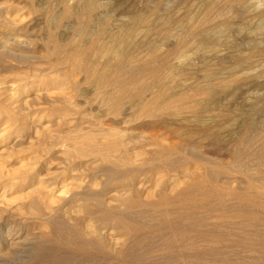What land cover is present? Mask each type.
Instances as JSON below:
<instances>
[{
    "label": "bare ground",
    "instance_id": "1",
    "mask_svg": "<svg viewBox=\"0 0 264 264\" xmlns=\"http://www.w3.org/2000/svg\"><path fill=\"white\" fill-rule=\"evenodd\" d=\"M25 1H26L25 3L28 4L29 9H36L35 0H25ZM56 1L58 4L62 5V10L60 16H58L59 14L56 15L54 12L51 11L48 14L49 17L47 18L49 23L56 24L59 18L67 19L71 16H75L76 18H82V17L85 18V22H81L79 20L74 24L72 36L70 38L64 36L65 37L64 39L67 38L64 41L59 40L58 37L55 36L53 32L54 29L52 30L51 28H48L49 29L48 35L47 34L46 35H47V42L49 45L47 46L46 50L49 56L54 57V61H55V63L53 64L55 67V70L53 69L55 71L54 76L56 77L60 76V78H56L55 84L56 83L58 84L56 85V87L60 92L64 91L67 83L70 82V79L74 75L76 76L77 72H81L83 73L85 80L91 81V83L95 86V92L97 95H99L102 98L101 99L102 102L111 106L114 112L117 114L121 109L122 102L124 100L126 101L128 100L130 106H128L129 109L127 111H129L130 109L134 110L135 116H140L141 114H152L157 110L159 112L161 111L166 114L178 115L182 112L196 113L201 108V103L197 99L198 95H204L207 99H214L216 98L215 95H217V89H216L217 87L223 89L226 88V86L228 87L229 82H233L230 79L231 77L225 78L222 75L221 77L223 78L219 80L220 82L214 83V79L218 78L217 76L218 74L216 75L217 77H215L214 72L206 73L205 71L201 83H195L191 85V87L188 90L185 89L182 92H176L175 89H172L173 86L170 85V83L168 84L169 80H167V76L165 77V75H167L168 73L164 75L165 73L164 67L166 63L169 61V59L172 58V56L181 55L184 46L190 44L191 41L193 42L195 41V43L196 42L199 43L198 46H201L202 43H206V39L208 38V35L211 32L222 34L225 31H227L228 28L227 22L219 18V15L221 16V14H219L220 12L215 11L216 7L213 6L214 3L212 4L209 0L204 1L205 4L202 5L205 7V9L196 16L197 18L193 16L191 17V15L188 13L190 15L189 16L190 24H188L189 26L186 30L184 31L182 30V33H179L176 39V45H175L176 47L174 49H172L171 51H167L164 54H155V52L151 50L152 53L150 52L151 54H149V56H144V57L136 55L133 50L134 45L132 41L133 40L132 35L137 30V28H132L129 30L125 29L122 31L117 30L118 31L117 33L106 35L107 33L105 30V26L107 25L106 23L107 20L104 21L106 25L102 21L103 24H101L102 26L101 28H99V30L98 29L93 30V28H91L92 27L91 25L95 22L94 17L92 15L93 3H91V0L90 2L88 1L85 2L83 7H81V10L79 11H74L73 9L68 8L66 6L67 0H56ZM237 1H239L240 3L246 2L245 0H237ZM60 6L59 8L61 9ZM200 9H202V7ZM161 13L163 14V12ZM224 13L225 12L222 13V16L224 15ZM225 15L227 14L225 13ZM212 16L214 18H217V19H213V22L211 21V18H213ZM15 20L16 19L13 18L8 19L7 17L4 18V20L0 19V27H4V30L0 31V148H2L1 150L2 152L4 151L2 154H0V156H3L4 153H6L5 151H7L6 154L10 156L15 151V150L13 151L15 147L14 143H16L18 140L21 141L24 139V137L26 136L24 131L26 129L28 130L30 126L28 125V123L17 124V120H19V116H22L24 114L23 112L25 111L26 108L18 106V101L20 99H18L19 97L16 96L18 94H16V90L14 87H16V83H18L19 81L21 82L23 81L22 83L25 85L23 86L24 93L26 92L30 93L32 90H30V88L25 90V87L27 85L29 87V82L31 84L34 75H32L33 76L32 78L29 75L31 79L26 78L27 76H24L25 79L22 78L21 80H17V79L11 80L6 75V73L3 72L4 69L12 67L13 61L20 62L22 57L21 56L22 53H20V51L13 49L12 46L15 45V42H12L11 39L14 40L16 38H19L17 36H20L22 32L23 33L26 32L25 30L26 28L25 29L20 28L19 30L16 29L17 26H15L16 24L15 22L17 20L16 21ZM141 20L142 19H139V21ZM130 22L132 23V21ZM255 23H256V27L254 30H259L262 33H264V18H262L259 22H255ZM70 25L71 24H69L68 26ZM131 25L133 26V24ZM63 27H65V25ZM106 29L108 30V28ZM121 29H123V27ZM250 33H254V31L249 32V34ZM27 34H29L28 30L26 35ZM106 36L108 37L107 39L105 38ZM147 45L149 46L150 44ZM261 45L263 46V44ZM240 47H242V45ZM257 47H261V46H257ZM248 59L249 58L247 57V59L245 60L244 59L237 60V62L230 68V70L232 69L233 71L237 72L238 70L243 68L244 65L246 66L247 63L245 64V61ZM232 61H234V59ZM21 63L19 65H21ZM51 68H53V66ZM33 74L36 73L34 72ZM51 74L52 73L49 74L50 77ZM238 74H240V72H238ZM49 75H47L46 77H48ZM36 76L35 77L38 78L37 74ZM39 79L37 80L39 81ZM43 80L45 81V77ZM47 80L50 79L48 78ZM51 80L53 81L54 77ZM7 83L11 85H8ZM169 85L172 87L170 88ZM9 86H11V89H9L10 88ZM40 86L35 88V91L38 92L35 93L39 95L41 94V90L48 88L47 85H42L41 87ZM147 91H150L149 92L150 98L148 97V99H146ZM47 95L48 94L46 93V96ZM47 98H49L47 102L44 101L43 103L39 104L40 108H44L43 111L46 110L45 108H47L48 106L54 103V100L51 99V97H47ZM22 102L25 103V100ZM36 105L38 104L36 103ZM26 106L27 105H25V107ZM250 108H252V106ZM65 114L66 113L63 112L61 116L65 117ZM196 119L198 120V118ZM40 120L41 118H38L37 121L40 122ZM241 127L242 128L240 132L238 131L239 132L238 135L235 136L233 142L231 143L232 154L230 155L234 157L233 163L231 162L232 164L229 165L226 164L224 166V165H215L214 162H212L211 164H209L210 166L205 167L204 169L199 168L198 171L193 172L191 175L184 174L185 176L182 181L183 185L180 184L181 186H179L178 183L175 182V180L173 181L174 183L173 182L168 183L169 182L168 181L167 182L168 185H165L162 184L159 179H157V181L156 180L154 181V184L156 182V186L159 188L157 190L155 188L156 191L153 190V193L148 192V195L146 194L147 196L145 197H143L142 195L143 198L141 197V194H138L137 192L134 193V190L130 191V189L126 192L125 190L127 189L122 190L124 191V193L122 192L121 194L118 193L117 196L109 194L110 197L108 196L109 197L108 199L101 200L100 199L101 196L99 198L98 195L99 193L97 194L98 198H96L95 195H93V197L88 196L89 194L82 192L85 191V188H83L81 184L83 181L78 182L77 178L79 177H76V175H73V173L70 174L68 172L70 176L63 177L62 183L63 181L65 182L67 178L68 179L73 178L76 181V183L70 185L73 186L74 191L69 198H67L66 200H61L59 204L56 203L57 205L55 204L56 206L53 207V205H51L52 203L49 202L47 203V201L45 202V198H48L46 192L50 190L48 189L50 187V184H48L46 181L45 182L42 181L41 175H39L40 178L38 177V172H40L38 171V169H41L40 168L41 166L38 169H36L37 168L36 164L39 161V159L41 160V157L43 155L38 154L34 156V154H32L31 156L29 154V156L26 158H24L23 156L22 159L18 160V164L20 165V166L18 165L19 168L17 167L16 170H11V171L3 170L2 168H4L5 164L4 162L0 161V189L1 187L4 186H10V187L16 186L15 184L17 183V185H26L27 188H34L36 191H38L39 196L30 201L28 208L32 211V214H34L38 218L40 222L39 224H41L40 235L44 237H48L53 240L55 239L56 240L55 244L58 247L65 246L67 249H69V251L66 253L58 254L56 253L57 251L55 253L44 251L43 247L37 244L34 246V248L32 247L33 249H31V251H29L32 252L33 250L31 257V259H33L34 262L33 264H87V263L88 264H163V263L174 264L177 262H179V264H234V263H230L231 259L224 261V259L219 260L220 258L219 259L214 258V257H218V255L213 256L214 254L216 255L218 254V252L222 254L221 252L225 251L223 247L221 248L219 247V245H223L225 247H227L228 245L230 247L232 245L235 247L234 248L235 251L240 250L239 252H241V254L246 253V257H241L242 261L245 260V258L247 259L250 258L251 261L252 259L257 260V258H259V261L264 260V118L262 121L258 123L257 120H254L253 118H249L244 122V124ZM88 132L86 134L80 135L82 137L79 138L80 142L77 143L75 150L73 149L74 150L73 153L75 152V155L79 158L90 156L93 158L91 159L92 160L91 162L100 161V162L109 163V168L101 170L102 173L99 177L96 176H94L93 178L91 177L92 178L91 180H93V182L99 180L101 182V186L103 184L102 187L108 185L109 183L114 182L115 179L124 181L123 183H125L127 182L126 181L127 179L124 180L125 178L127 177L133 178L137 176L136 173L139 172L138 165L141 166L144 165L147 167L153 166L157 168L162 167L166 171V170L174 169L181 164L185 165L186 163L185 161L187 158L185 159L184 155L179 153L177 154L174 150L171 151L170 149H166L164 147L157 148V150L152 152L134 151L135 153H131L130 149L128 150L126 148L127 144H125L123 135H121V133L119 134L117 130L113 128H111L109 131L99 132L101 134L100 135L101 137H97L96 132L94 133H90V132L88 133ZM76 141H78V139ZM72 143L74 142L72 141ZM46 153H44V156L46 155ZM175 154L177 155L175 156ZM203 157L204 158L202 159H196V163L201 165L204 163L205 164L210 163L208 161L211 158L207 161V158H205L204 155ZM44 160H41L38 164H41V162H42L41 165L47 163V162L43 163ZM188 161L190 162V160ZM20 167H23V169L21 168L20 170ZM160 172L161 171L158 172L159 176L161 174ZM154 174L155 172L153 173V175ZM233 174H237V175L240 174L239 176L241 175L242 177L244 176L245 180L244 181L237 180L238 182L234 184V182L233 183L230 182L236 180V179L230 180L231 178L230 176ZM103 177H105L106 180H104ZM221 181H223V183H221ZM131 188H133V186ZM101 190L103 191V194L104 192H107V190L104 191L105 189L101 188ZM32 193L33 191L31 192V194ZM78 198L90 199L91 201L89 202L91 203H88L86 205L83 204V206H78L77 204H75V200H78ZM92 201L95 202L93 203ZM16 207L18 208V206ZM6 210H7L6 208L0 206V215ZM200 211L203 212L201 216H199L200 214L199 215L197 214ZM10 213H12V211L9 212V215H12ZM72 213L74 214V216L71 215ZM56 214H64V217L65 214L66 215L68 214V217H66L64 221L60 219L55 220V217L57 216ZM5 221L6 220H4V222ZM13 223L11 221L10 223H8L7 220V222H5L3 226H0V264H20L21 262L23 263L22 260L23 258H25L24 256L23 257L20 256L21 254L17 252L18 246L19 245L23 246L21 245V241H22L21 237L24 234L23 230L20 228L21 226L19 223H14V224ZM105 224L111 225L110 227H112L114 230L116 229L117 233H113L112 232L113 229L110 228L108 225H106L110 229H112L110 230L111 232L109 230L107 232L105 230L106 228L101 227L102 225L105 226ZM147 228L151 229V231L147 230ZM151 233L154 234L156 233V235L154 236ZM25 235H27V233H25ZM198 248L199 251H196ZM5 249L8 251V253H6V255L7 254L9 255V256L7 255L8 258L5 257L6 255L3 253ZM248 254L250 255L248 256ZM3 257L9 260L7 261L8 263L4 261ZM26 257L28 258V256ZM227 257L229 259V256ZM162 258L166 259V261L161 262L160 260H162ZM222 258L223 257H221V259ZM18 259L19 260L21 259V262ZM236 259L238 260L240 258H236Z\"/></svg>",
    "mask_w": 264,
    "mask_h": 264
},
{
    "label": "rangeland",
    "instance_id": "2",
    "mask_svg": "<svg viewBox=\"0 0 264 264\" xmlns=\"http://www.w3.org/2000/svg\"><path fill=\"white\" fill-rule=\"evenodd\" d=\"M43 1L35 0V3L38 4V5L35 4L36 9H29L28 4L25 3L26 2L25 0H3V1L0 0V19L4 20V18L6 17L8 19L9 18L16 19L17 20V21L15 20L16 21L15 26H17L16 29L19 30L20 28L21 29L26 28L25 29L26 32L24 33L22 32L20 36H17L19 38L15 37L16 39L14 40L11 39V41L15 42V45H16V46L15 45L12 46L13 49L20 51V53H22L21 61L20 62L13 61L14 63L12 62V67L4 69L3 72L6 73V75L11 80H14V79L21 80L22 78L25 79L24 76H27L26 78L31 79L33 77L32 75H34L32 79L33 83L30 80L32 85L29 82V87L28 85L25 87V90L29 88L30 90H32L30 93L29 92L24 93L23 86L25 85L22 83L23 81L22 82L19 81L18 83H16V87L12 86L15 88L16 94H18L16 96L19 97L18 99H20L18 101V106L26 108L25 111L23 112L24 114L22 116H19V120H17V124L28 123V125L30 126L28 130L26 129L24 131L26 135L24 139L21 141L18 140L16 143H14L15 147L11 146V147H14V149L13 148L12 149L13 151L14 150L15 151L10 156H8L6 154L7 151H5L6 153H4L3 156H0V161L4 162L5 164L4 168H2L3 170L11 171V170L17 169L19 165L18 160L22 159L23 156L24 158H26L29 156V154L31 156L32 154H34V156L38 154L43 155L41 157V160L45 159L46 161L44 160L43 163L45 162L47 163L44 164L45 166L41 165L42 162L41 164H38L41 161L39 159V161L36 164L37 165L36 169H38L41 166L40 167L41 169H38V171H40L38 172V177L39 175H41V180L44 182L46 181L48 184H50V187L48 188L50 190H48L49 192L48 191L46 192L48 195V198H45V202L47 201V203L48 202L52 203L51 205H53V207L59 204L61 200H66L67 198H69L70 195L73 193L74 188L71 185L76 183V181L73 178H69V179L67 178V180L65 182L63 181L62 183V178L66 176L69 177L70 174L72 173L73 175H76V177H79L77 178L78 182L83 181L81 184H82V187L85 188V191H82V192H85L86 194H89L88 196H92V197L93 195H95L96 198H98L97 194L99 193L98 195H99V198L101 196L100 198L101 200L108 199L110 197L109 194L117 196L118 193L120 194L121 192L124 193V191L122 190H125V189H127L125 190V192L130 189V191L134 190V193L137 192L138 194H141V197L142 195L143 197H145L148 195V192L153 193V190L156 191L159 188L156 186V182L154 184V181L155 180L157 181V179H159L160 182L165 185H168V183H172L175 180V182L178 183L179 186H181L183 185L182 181L185 175H191L193 172L198 171L199 168L204 169L205 167L210 166L209 164H211L212 162H214L215 165H224V166L226 164L227 165L232 164L234 157L230 155L232 154L231 143L233 142V139L235 138V136H237L238 133L240 132L242 128L241 126L249 118H253L254 120H257V123L263 120L264 118V33H262L259 30H254V29L256 27L255 22H259L262 18H264V12H263L264 11V6H263L264 0H261V1L260 0H256V1L255 0H245L246 2H243V3H240L237 0H234V1L233 0H209L212 4L214 3L213 6L216 7L215 11H219L220 12L219 14H221V16L223 12L227 14L225 15L224 13L222 18L219 15L220 19L227 22L228 24L227 31H225L222 34L211 32L210 34L212 35L209 34L208 38L206 39V43L208 45L206 43L201 44V46H204V47L198 46L199 43L197 42L195 43V41L194 42L191 41L190 44H187L182 49L185 52L182 51L181 55L179 56H172V58H170L169 61L167 62L168 64L166 63L164 67V72H165L164 75L168 73L167 75H165V77L167 76V80H169L168 84L170 83V85L173 86L172 89H175L176 92H182L185 89L188 90L191 87V85L195 83H201L202 77L205 71L206 73L214 72L215 77L218 76V78L214 77L215 78L214 83L215 82L219 83L220 82L219 80L223 78L221 77L222 75L225 78L231 77L230 79L233 82H229L228 87L226 86V88H223V89L220 87H217L216 88L217 95H215L216 98L214 99H207L204 95H198L197 99L201 103V108H200L201 110L199 109L196 113L182 112L176 115V114H166L161 111L159 112L157 110L153 112L152 114H141L140 116H135L134 110L130 109L129 111H127L129 109L128 106H130L128 103V100L127 101L124 100L122 102L121 109L119 110L120 113L119 112L118 114L115 113L111 106L102 102L101 100L102 98L99 95H97L95 92V86L91 83V81L85 80V77L83 73L81 72H77L76 76L74 75L70 79V82L67 83L66 88L64 89L63 92H60L57 89L56 85L58 84L57 83L55 84V80L56 78H60V76L58 77L54 76V73H55L54 71L55 67L53 65L55 63L54 57L52 56L53 57L52 58L51 56H49L46 50L47 46L49 45L47 42V35L49 31L48 28H51L52 30L54 29L55 31L53 30V32L55 36L58 37L59 40L64 41L67 38H70L72 36L74 24L78 22L79 20L81 22H85V18L84 17L76 18L75 16H71L67 19L59 18L56 24L54 23L51 24L49 23L47 19L49 17L48 14L52 11L56 15L59 14L58 16H60L62 5L58 4L56 0H52V1L43 0ZM87 1L90 2V0H85V1L84 0H75V1L67 0L66 6L68 8L73 9L74 11H79L81 10V7H83L85 2ZM160 1L161 0H91V3H93L92 15L95 20V22L91 25L92 26L91 28H93V30L95 29L99 30V28H101L102 26L101 24H103L105 20H107L106 22L107 25L104 22L106 25L105 26V30L107 33L106 35L117 33L119 30L122 31L125 29L129 30L132 28H137V30L132 35V39H133L132 41L134 45L133 50L136 55H139L141 57L149 56V54L152 53L151 50H153L155 54H164L167 51H171L172 49L176 47L175 46L176 39L179 33H182V30L183 31L186 30L189 26L188 24H190L189 16L191 15V17L192 16L196 17L199 13L204 11L205 7L202 4H205L204 2L205 0H162L161 2ZM251 1L252 2L254 1L253 2L254 4ZM59 6L61 7V9L59 8ZM201 7L202 9H200ZM228 11H230L231 13ZM161 12H163V14ZM186 13L187 14L189 13L190 15L189 14L187 15ZM139 19H142V20L139 21ZM213 19H217V18H214V17L211 18L212 22H213ZM130 21H132V23ZM127 22H128V25H127ZM69 24L71 25L68 26ZM131 24H133V26ZM64 25L65 27H63ZM122 27L123 29H121ZM178 27L181 29V31ZM106 28H108V30ZM1 30H4V27H0V31ZM27 30L29 34L26 35ZM252 31H254V33L249 34V32H252ZM64 36L67 38L64 39L65 38ZM105 38L107 39L108 37L106 36ZM242 40L244 41V43ZM147 44H150V45L148 46ZM240 44L242 45V47H240L241 46ZM261 44H263V46ZM257 46H261L262 48L257 47ZM251 52L252 53L256 52V53L252 54ZM183 54L184 56L186 54L187 55L184 57ZM237 54H239L240 56ZM246 56L249 59L245 61V64L247 63L248 65L247 64L246 66L244 65L243 68H241L237 72L233 71L232 69L230 70V68L237 62V60L239 59L245 60L247 59ZM229 58H230V61H229ZM233 59L234 61H232ZM34 62H35V65H34ZM20 63L21 65H19ZM51 65L53 66V68H51L52 67ZM232 71L235 73H233ZM32 72L33 73L35 72L38 75V78H36L37 77L36 74H33ZM238 72H240V74H238ZM50 73H52L51 77L49 75ZM241 73L242 74L245 73V74L242 75ZM41 74H43L44 76ZM46 74L49 76L46 77L47 76ZM29 75L31 76V78L29 77ZM232 75L235 77H233ZM44 77H45V81L43 80ZM53 77H54V80L52 81L51 79H53ZM46 78L47 79L49 78L50 80H47ZM37 79H39L40 82ZM34 80L36 81V84ZM9 83L7 84L11 85ZM38 85L39 86L47 85L48 87L47 88L48 90L47 89L41 90L42 96L41 94L40 95L36 94L38 92L35 91V88L39 87ZM170 85L169 87L171 88L172 86ZM180 85L182 88L180 87ZM9 87H10L9 89H11V86ZM149 92L150 91L146 92V99H148V97L150 98ZM46 93L48 94L47 96H46ZM47 97H51V99L54 100V103L48 106L47 108H45L46 110L43 111L44 108H40L39 104L43 103L44 101L47 102V100L49 99ZM24 100H25V103L22 102ZM62 102L63 103L65 102V103L63 104ZM36 103L38 105H36ZM25 105L27 106L25 107ZM251 106L252 108H250ZM63 112L66 113L65 117L61 116ZM38 118H41L40 122L37 121ZM196 118H198V120ZM198 127H201V128H198ZM111 128L116 129L119 134L121 133V135H123L125 144H127L126 148L128 150L130 149L131 153L140 152V151L152 152V151L157 150V148L164 147L166 149H170L171 151L174 150L177 154L179 153V154L184 155L185 159L187 158L185 161L186 163L184 162L185 165L181 164L174 169L166 170V171L162 167L157 168V167L150 166L151 167L150 168L144 165L143 166L138 165L139 172L136 173L137 176L134 175L135 177L133 178L131 177L132 179L129 177L125 178L124 180L127 179L126 180L127 182L125 183H123L124 181L115 179L116 181L115 180L114 182L111 181L112 183H109L108 185L102 187L103 184L101 186V182L99 180H98L99 182L98 181L93 182V180L91 179L94 176L99 177L102 173L101 170L109 168V163L100 162V161L91 162L92 161L91 159H93L92 157L88 156V157L79 158L75 155V152L73 153V151L75 150L77 143L80 142L79 138L82 137L80 135L86 134L89 131L90 133L96 132V136L101 137L100 136L101 134L99 132L109 131ZM202 128H204L205 130ZM35 131H36V134H35ZM77 139L78 141H76ZM72 141L74 143H72ZM227 144L228 145L230 144V145L228 146ZM60 147H63V148H60ZM26 149L28 150V152ZM1 150L2 148H0V152H1L0 154L4 152V151L2 152ZM40 151L42 154L40 153ZM51 151H52V154H51ZM44 153H46L45 156H44ZM66 154H69V155H66ZM177 154H175V156ZM203 155L205 156V158H207V161L211 158L208 161L210 163H207V164L204 163L202 165L196 163V159L204 158ZM50 158H51V161H50ZM188 160H190V162ZM215 162L218 164H216ZM70 167H73V168H70ZM21 168L23 169V167H20V170ZM159 171H161L160 176L158 175ZM154 172L155 174L153 175ZM239 175L240 174L231 175L230 180L232 179H236V180L235 181L233 180L230 182L232 183L234 182L235 184L238 181H241V180L244 181L245 180L244 176L242 177V175L241 176ZM157 177H160L161 179ZM103 179L106 180L105 177H103ZM223 181H221V183H223ZM119 182L120 183L122 182V183L120 184ZM15 185L16 186H12V187L4 186V187H1L0 189V206L7 209L5 212L1 213L0 215V226H3L4 223L7 222V220H8V223H10L11 221L12 223L14 222V223L20 224L21 226L20 228L23 230V233H24L21 237L22 241L20 240L21 245L23 246L19 245L17 248V252L21 254L20 256L25 257L22 260L23 263L21 262L22 257L20 260L18 259L21 262L20 264H33L34 263L33 259H31L33 250L32 252H29V251H31V249H33L34 246L37 244L39 246H42L44 251L54 252V253L57 251L56 253L58 254L59 253L63 254V253L68 252L69 249H67L65 246L58 247L55 244L56 243L55 239L53 240L48 237H44L40 235L41 224H39L40 222L38 218L34 214H32V211L28 208L30 201L39 196L38 191H36L34 188H27L26 185H17V183ZM87 185H90V186H87ZM152 185L155 187H153ZM96 186L97 187L99 186V187L97 188ZM132 186L133 188H131ZM101 188L105 189L104 191L107 190V192H104L103 194V191L101 190ZM32 191L33 193L31 194ZM100 191L102 192V194ZM89 201L91 200L78 198V200H75V204H77L78 206H83V204L86 205L88 203H91ZM16 206H18V208ZM9 209L10 211H12V213H10L12 215H9V212H10ZM197 214L198 215L200 214L199 216H201L203 212L200 211ZM56 215L57 216L55 217V220L60 219L64 221V219L68 217V214L67 215L65 214V217H64V214H56ZM71 215L74 216L73 213ZM4 220L6 221L4 222ZM103 225L102 226L100 225V226L106 228L105 230L107 232L108 230L110 231L113 229L112 227H110L111 225L109 224H105V226L108 225L112 229H110L108 226L105 227ZM147 230L151 231V229H148V228ZM112 232L117 233L116 229L115 230L113 229ZM25 233H27V235H25ZM151 234L154 236L156 235V233L155 234L151 233ZM219 247L221 248L223 247V249L225 250L224 252H221L222 254L218 252V254L213 255V256L218 255V257H214V258H217V259L220 258L219 260L224 259V261L225 260L227 261L231 259L230 263H234V264H237V263L243 264V262L244 264L245 262L246 264H249L250 262H251L250 264H255V263L264 264V260L259 261V258H257V260L252 259V261L250 258H249L250 260L245 258V260L242 261L241 257H246V253L241 254V252H239L240 250L235 251L234 250L235 247L232 245L230 247L229 245L227 247L223 245H219ZM196 251H199V248ZM3 253L6 255L8 251L5 249ZM225 254L226 255L228 254L227 256H229V259ZM7 255L5 257L8 258L9 255L8 256ZM25 255L28 256V258ZM249 255L250 254H248V256ZM5 257H3V259L6 263H8L7 261L9 260L6 259ZM221 257L223 258L221 259ZM236 258H240V259L237 260ZM163 259L164 258H162V260L160 261L161 262L166 261V259L164 260ZM163 264H168V263H163ZM174 264H179V262L174 263Z\"/></svg>",
    "mask_w": 264,
    "mask_h": 264
}]
</instances>
